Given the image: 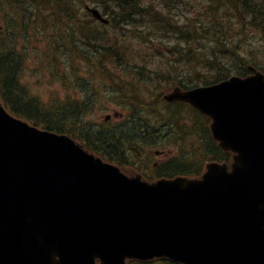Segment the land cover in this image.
I'll list each match as a JSON object with an SVG mask.
<instances>
[{
  "label": "water",
  "instance_id": "obj_1",
  "mask_svg": "<svg viewBox=\"0 0 264 264\" xmlns=\"http://www.w3.org/2000/svg\"><path fill=\"white\" fill-rule=\"evenodd\" d=\"M214 89L208 112L200 90L172 96L211 114L234 153L230 172L212 163L195 181L128 178L0 107V264H264V76Z\"/></svg>",
  "mask_w": 264,
  "mask_h": 264
},
{
  "label": "trees",
  "instance_id": "obj_2",
  "mask_svg": "<svg viewBox=\"0 0 264 264\" xmlns=\"http://www.w3.org/2000/svg\"><path fill=\"white\" fill-rule=\"evenodd\" d=\"M84 2L93 4L101 9L103 14H107L112 25L111 28L109 26H107L109 29L106 26L99 28L90 23L91 19L89 21L87 18H82V16H89L87 11L82 8ZM154 3L158 5L159 11L154 10ZM5 4L12 5L15 9L6 32L0 29V99L9 105L12 113L29 119L34 125L42 128L67 132L71 136L79 138L94 152L114 162H117L116 158L129 160L137 155L139 157L137 162L145 173L144 177L149 180H153L156 176L173 177L187 173L198 176L207 161L230 160V154L220 150L212 140L208 129L209 122L206 119L207 122H205L203 116L196 113L197 115L193 119L187 106L180 103L167 104L162 99V94L152 96L151 92H144L145 86L155 84L156 80L147 73L134 70L135 64L130 61L137 57L128 54L126 58L125 52H121L120 49L124 44L120 43L119 46L115 34L109 30L115 32L121 28L122 24H129L130 20L132 23L123 25V27L130 26L132 30H138L139 25H135L136 20L156 17L160 25L158 31L161 40L164 37L165 41L174 42L168 48L172 59L176 61L180 58L183 59L184 57L181 55L190 50L192 54L195 49V41L202 39L206 43V52L201 51V53L216 61L215 65H207L209 71H216L217 74L222 72L225 74L223 77L227 76V71L229 74L232 73L231 71H235L239 75H245L248 72L246 66L249 63L263 71L264 68L256 65L257 61L253 57L249 60L241 59L237 57L235 51L227 50L226 46H233L230 39L237 37V30L240 28L243 30L240 34H245L250 28H254L264 41V0H150L148 4L143 3L142 0H0L1 12L6 11V8L1 7ZM41 8L47 14L45 25L54 26L53 31L59 39V52L51 56L49 54L54 52V44L50 43L49 38L45 39L43 50L47 54V61L57 59L58 54L63 59L65 54L68 57L66 56L64 61L74 63L80 60L90 70H101V72H107L109 66L116 61L122 64L131 63L132 66L129 64L127 68V76L133 77L135 83L129 85L127 92V97L130 98L129 103L133 106L130 110L127 108L129 113L127 122L116 126L117 128L111 125L99 128L92 125L89 117L93 105L90 106L92 99L88 83L84 86V97L80 100L46 104V102L28 96L19 79L24 59L16 47L19 42L27 45L30 43L27 39L29 32H42L43 25L37 21L33 22L34 14ZM187 9H194L196 14H201L206 9L208 30L197 34L194 19L183 25L184 29L179 30L181 26L176 25L173 20L176 19L175 17L180 11L185 12ZM52 16L57 18L52 19ZM17 17L21 19L20 25H16ZM59 19L62 20L60 25L58 24L61 21ZM232 22L237 25L236 29L232 27ZM213 26L215 27L211 30ZM51 31L50 29L45 30V32ZM226 41L229 42L228 45L225 43ZM182 43L185 45L184 48H180ZM23 48L22 46L20 50ZM215 49L218 53H214ZM195 59L199 60L196 57H191L187 64L190 65ZM155 75H157V79L161 80V92L175 85L192 87L199 84L197 81L189 84L188 77L175 78L161 73ZM198 78L203 80L200 76ZM143 79L147 82H143ZM220 79L222 78L215 77L214 80L200 83L207 84ZM144 97L151 99L146 103ZM162 120L163 123H161ZM187 121L190 124H195L196 130L181 131L179 124ZM190 136H194L190 146L193 148V155L187 153L186 157L179 160L169 161L158 167L156 165L155 168L151 167L154 161L152 148H166L165 145L171 143L166 139L184 141Z\"/></svg>",
  "mask_w": 264,
  "mask_h": 264
},
{
  "label": "rangeland",
  "instance_id": "obj_3",
  "mask_svg": "<svg viewBox=\"0 0 264 264\" xmlns=\"http://www.w3.org/2000/svg\"><path fill=\"white\" fill-rule=\"evenodd\" d=\"M86 2H84L85 4ZM193 5V4H191ZM193 11V9H189L188 12H184L181 13V17L184 18L180 23V29L182 30L185 27L183 25H186L189 21V18L191 17V15L189 14V12ZM44 16L46 17V15L44 14ZM172 24V23H171ZM147 25H153L151 23H148ZM156 25H158V22L156 23ZM182 28V29H181ZM251 29V28H250ZM249 29V30H250ZM113 34L115 33H121L122 36L126 37L129 40L134 39L128 32V30L121 28L119 31L114 32V31H110ZM251 32L253 34H258L256 31L251 30ZM117 35V34H115ZM119 35V34H118ZM199 38V37H198ZM144 39V38H141ZM235 39L231 38L230 42H233ZM39 41V40H37ZM141 44H143V41H140ZM195 45L194 47H199L198 49V53H200L201 51L206 52V43L205 41H203L202 39H197L195 41ZM174 42H172L171 44H173ZM176 43V42H175ZM238 46L240 49H243V56H245V58L249 59L251 57H253L255 60L260 59L262 62H264V41L262 40V38L260 37V35H247L244 34L239 40H238ZM159 48H167L166 45H161L159 46ZM135 50L137 52H140V56H143V59L146 60V66H148V63L150 65V67L152 68H156L159 70V73L161 74H165V72H167V70H172V67L174 66L175 68H177L178 71H182L183 68V63L182 61L178 60H174L172 58L167 59L164 55H162L161 53H159L156 49L155 51L150 50V51H146L143 50L141 48H135ZM227 50L230 51V48L228 46ZM27 50H22V53H25ZM191 52V51H189ZM191 57H195V55L191 56ZM186 58V57H185ZM203 63L200 62L198 64L201 65ZM43 65L37 63L34 59H29L25 64H23L22 66V77H21V82L26 85L28 93L32 96L37 97L39 100L41 101H46L47 98L50 96L51 92L56 91L58 94L60 85L56 80H53L48 73L44 72L41 73V70L43 71L44 69L42 68ZM191 70L193 69V65L190 66ZM185 69L187 70V66H185ZM63 71H67L64 67L62 68ZM45 71V70H44ZM187 73V72H186ZM148 75H150L149 73H147ZM86 73L84 72V70L79 67V72L77 74V77H72V82L76 81V78H85ZM151 76V75H150ZM98 81H100L99 79H92V85H93V90L95 92H101L102 91V84L99 83ZM143 82H147L143 79ZM146 90L151 91L152 90V86L151 84L149 86H145ZM77 92V91H76ZM90 98H93L94 96L92 95L91 91H90ZM153 95H155V93H152ZM150 108V107H149ZM114 110L111 109L110 112L108 113H112ZM98 111H93L90 115L91 116L90 120L91 122L97 121V120H101L103 115H98ZM163 123V120L162 122ZM179 126H181V124H179ZM181 131H183V127L180 128ZM190 130L194 131L195 130V124H190ZM191 150H193V148H191Z\"/></svg>",
  "mask_w": 264,
  "mask_h": 264
},
{
  "label": "bare ground",
  "instance_id": "obj_4",
  "mask_svg": "<svg viewBox=\"0 0 264 264\" xmlns=\"http://www.w3.org/2000/svg\"><path fill=\"white\" fill-rule=\"evenodd\" d=\"M74 1V0H73ZM69 2V1H68ZM122 2V1H121ZM114 3V2H113ZM134 3V2H133ZM33 4V3H32ZM250 4V3H249ZM27 5V4H26ZM75 5V4H74ZM164 5V4H163ZM234 6V5H233ZM185 7V6H184ZM83 8V7H82ZM230 8V7H229ZM147 9V8H146ZM213 9V8H212ZM148 11V10H147ZM234 11V10H233ZM264 13V12H263ZM129 15V14H128ZM248 15V14H247ZM51 16V15H50ZM229 16V15H228ZM53 17V16H52ZM257 17V16H256ZM82 19V18H81ZM236 20V18H234ZM116 21V20H115ZM129 21V20H128ZM245 21V20H244ZM61 22V21H60ZM131 22V20H130ZM132 23V22H131ZM55 24V23H54ZM241 24V23H240ZM261 25V24H260ZM253 26V25H252ZM117 28V27H116ZM163 28V27H162ZM113 29V28H112ZM68 30V29H67ZM83 31V30H82ZM246 31V30H245ZM70 33V32H69ZM229 36V35H228ZM205 39V38H204ZM77 42V41H76ZM218 42V41H217ZM219 45V44H218ZM74 51V50H73ZM55 55V54H54ZM238 57V56H237ZM225 58V57H224ZM20 60V59H19ZM214 69V68H213ZM241 69V68H240ZM243 71V70H242ZM187 77V76H186ZM189 78V77H188ZM155 80V79H154ZM170 81V80H169ZM173 82V81H172ZM167 83V82H166ZM171 83V82H170ZM166 85V84H165ZM188 85V84H187ZM23 90V89H22ZM145 92V91H144ZM146 93V92H145ZM176 105V104H175ZM140 109V108H139ZM140 112V111H139ZM170 112V111H169ZM179 112V111H178ZM136 114V113H135ZM186 114V113H185ZM148 115V114H147ZM180 115V114H179ZM170 117V116H169ZM175 118V117H173ZM152 120V119H151ZM173 120V119H172ZM180 120V119H179ZM170 121V120H169ZM177 121V120H176ZM175 121V122H176ZM161 122V121H160ZM196 126V125H195ZM117 128V127H116ZM167 130V129H166ZM196 130V129H195ZM106 131V130H105ZM157 133V132H156ZM172 133V132H171ZM181 133V132H178ZM200 138V137H199ZM200 147V146H199ZM143 148V147H142ZM199 151V150H198ZM194 152V151H193Z\"/></svg>",
  "mask_w": 264,
  "mask_h": 264
}]
</instances>
